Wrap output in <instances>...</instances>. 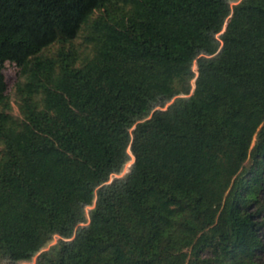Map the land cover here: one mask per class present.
Instances as JSON below:
<instances>
[{
	"label": "trees",
	"instance_id": "trees-1",
	"mask_svg": "<svg viewBox=\"0 0 264 264\" xmlns=\"http://www.w3.org/2000/svg\"><path fill=\"white\" fill-rule=\"evenodd\" d=\"M261 230L264 0H0V264H264Z\"/></svg>",
	"mask_w": 264,
	"mask_h": 264
},
{
	"label": "rangeland",
	"instance_id": "rangeland-1",
	"mask_svg": "<svg viewBox=\"0 0 264 264\" xmlns=\"http://www.w3.org/2000/svg\"><path fill=\"white\" fill-rule=\"evenodd\" d=\"M233 5H235V3H233ZM76 45L79 43V40L74 42ZM58 48L57 45L51 46L50 48H48L45 52L46 53H54L56 51V49ZM195 70V67H193ZM19 72H20V68L17 67L15 64L13 63H5L2 73L4 76V80H5V84H6V96L10 101V104L12 106V113L15 116H19V110L17 107V104L15 103V85L18 82L20 76H19ZM250 163H247V166ZM130 165L131 163L127 164L122 172L121 175H113L110 179V181H112L115 178H120L122 176H124L126 173H128L129 169H130ZM90 208L87 209V213L89 212ZM260 236L264 241V230L260 231ZM59 240V237H55L53 239V241L51 242V244L49 246H52L54 244H56ZM21 264H34V261L31 263H21Z\"/></svg>",
	"mask_w": 264,
	"mask_h": 264
}]
</instances>
